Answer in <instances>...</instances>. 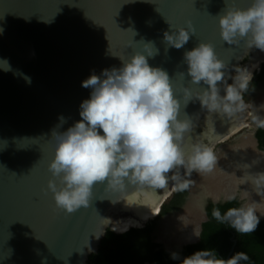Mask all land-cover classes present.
<instances>
[{
	"label": "water",
	"instance_id": "obj_1",
	"mask_svg": "<svg viewBox=\"0 0 264 264\" xmlns=\"http://www.w3.org/2000/svg\"><path fill=\"white\" fill-rule=\"evenodd\" d=\"M232 2L244 8L250 0ZM226 7V0H0V61H7V68L0 66V264H87L107 230L120 234L131 228H144L157 217L116 230L114 221L132 214L122 207L126 196L133 193L141 201L146 195H153L155 203L160 202V210L166 201L161 197L169 193L168 198L176 191L171 179L165 189L127 185L123 193L106 188V182L96 183L88 208L69 214L56 207L47 189L48 180L55 179L48 169L55 146L52 130L65 131L81 119V102L91 92L82 86V81L93 73L100 75L103 69L120 68V58L128 59L133 50L143 52V43L152 42L158 49L157 54L148 57V63L168 73L174 95L181 102V118L186 114L192 121L186 149L192 143L214 148L237 132L233 131L234 126H242L243 115L237 118L238 112L232 117L209 112L196 97L185 106L182 94V85L193 90L207 87L203 82H190L184 61L185 51L199 42L212 44L217 57L226 63L227 84L233 83L237 67H245L251 73L264 63V51L248 48L243 40L239 45L222 40L218 16ZM187 21H191L195 34L183 48L169 46L164 32L187 27ZM219 87L223 95L224 84ZM61 116L65 118L62 124ZM252 140L255 151L264 155L257 139ZM242 148L230 147L227 155L233 161L222 159L220 169L244 173L236 156ZM178 171L182 178L186 176L182 167ZM231 174L232 179L236 178L232 171ZM195 177L201 178L195 201L201 213L208 197L213 202H225L235 196L242 203L244 199V203H249L253 195L264 196L245 193L243 184L238 182L233 193L214 197L210 186L203 184L204 178L209 183L213 180L211 174ZM216 190L221 192L223 188ZM257 215L264 218V213ZM186 225L185 219L178 234L190 227ZM195 229L194 238L178 242L176 249L164 247L174 252L195 243L200 233L199 226ZM232 251L233 247L225 259L230 258Z\"/></svg>",
	"mask_w": 264,
	"mask_h": 264
},
{
	"label": "clouds",
	"instance_id": "obj_2",
	"mask_svg": "<svg viewBox=\"0 0 264 264\" xmlns=\"http://www.w3.org/2000/svg\"><path fill=\"white\" fill-rule=\"evenodd\" d=\"M226 3V9L218 16L222 40L234 45L243 40L248 48L264 51V0H250L244 8L234 6L232 0ZM186 23L187 27L164 32L169 46L183 48L195 34L191 21ZM143 49V52L133 50L126 60L120 58L123 62L120 68L103 69L100 75L93 73L83 80L82 86L90 88L91 92L90 97L81 102V119L65 131L52 130L51 140L55 146L48 169L55 179L48 180L47 189L56 207L69 214L81 207L88 208L96 183L106 182V188L123 193L127 185L165 189L171 179L176 190L183 191L192 181L182 178L178 169L182 167L187 177H191L193 171L210 173L217 165L218 158L211 146L192 143L189 149L185 148L192 121L186 114L181 118V102L174 95L168 73L148 63V57L157 54L158 49L152 42L143 43ZM184 61L190 82L207 85L199 90L182 85L185 106L196 97L209 112H222L228 117L246 108L245 91L254 73L264 64L256 67L252 74L245 67H237L233 83L227 84L226 63L217 57L212 44L199 42L185 51ZM0 66L7 68V61H0ZM221 83L224 84L223 95ZM59 120L61 124L65 122L63 116ZM256 125L254 130L264 128V119H257ZM170 172L174 174L169 177ZM253 182L257 194L264 195V173ZM228 199L234 200L235 196ZM212 216L239 234L252 233L259 224L255 203L228 207L223 213L214 207ZM172 258L178 257L173 255ZM248 260L245 252L221 259L214 251L205 249L184 257L182 264H241Z\"/></svg>",
	"mask_w": 264,
	"mask_h": 264
},
{
	"label": "trees",
	"instance_id": "obj_3",
	"mask_svg": "<svg viewBox=\"0 0 264 264\" xmlns=\"http://www.w3.org/2000/svg\"><path fill=\"white\" fill-rule=\"evenodd\" d=\"M264 75L262 71L250 81L246 93L252 91L255 83ZM258 148L264 150V128H258L255 133ZM173 198L163 204L160 215L173 210L184 202L186 190L176 191ZM235 198L223 203H208L206 207L207 220L202 224L200 238L196 243L184 245L181 251L170 252L152 241L154 221H150L144 228H131L117 234L107 230L96 253L89 256L87 264H182L184 257L198 250H212L218 258L225 259L231 248L232 257L237 252H245L249 260L241 264H264V218H259V224L254 232L239 234L227 223H219L212 216V209L219 208L223 213L228 207L239 206ZM232 238L236 241L233 243ZM173 255L178 258L173 259Z\"/></svg>",
	"mask_w": 264,
	"mask_h": 264
},
{
	"label": "rangeland",
	"instance_id": "obj_4",
	"mask_svg": "<svg viewBox=\"0 0 264 264\" xmlns=\"http://www.w3.org/2000/svg\"><path fill=\"white\" fill-rule=\"evenodd\" d=\"M243 98H244L245 103L250 105L247 110L248 111L247 115L249 114L248 117L246 115V117L244 118V122H242L243 123L242 126H240L237 130H235L237 132L234 135H231L229 138H226L223 141H220L213 148L218 158L216 167L214 168L212 172L209 173L211 174L213 180L211 179L209 183V180L207 178H204L205 182H203L204 185H206L207 183L210 186L209 189L212 190L213 193L217 192L216 189L218 188H223L224 190V187L232 181V178H231L232 174H229L231 173V171H227L226 168L225 170L220 169L222 159L223 160L227 159L228 161H231L233 159L232 156L227 155L228 151H231L230 147L241 145L242 147H244V149H246V147L253 146L252 139L255 138V136L253 135V131H254L253 122L255 121V111L258 109L257 107L258 104L260 102H264L263 101L264 100V77H262L260 81L256 82L255 87L252 89V91L247 93L246 96H243ZM245 136H247V139H248L247 142L245 140L246 138ZM259 167H260V170L263 172L264 170L261 168V163L259 164ZM194 172L195 171H193L192 173ZM196 173L197 172L194 173L195 176L206 174V173H197V174ZM185 178H187V175L185 176ZM196 181H197V184L200 183L198 180ZM233 182H238V181H236V178H235ZM190 188H192L191 185H190ZM173 194L170 197H168L167 200L163 204L168 203L171 197L173 196ZM194 195H196L194 199L198 201L199 195L196 192ZM244 202H246V199H244ZM196 206L199 209V211H201L199 206L198 205ZM185 212L186 211L182 210L180 213L179 212L176 213L175 217L173 216L174 218H171L172 215L170 216L167 215L168 217L164 216L160 218L158 221L160 222L159 225L154 226L153 228L154 229V231L152 232L153 239L157 240L159 243L163 244V246H166L169 249H176L175 245L177 246L178 241H175V237L178 235V232L181 229L180 228L181 221L179 218L184 217V220L185 219L187 220V225H192L193 223H195V220L193 218V215H194L193 212H188V218L185 216Z\"/></svg>",
	"mask_w": 264,
	"mask_h": 264
},
{
	"label": "bare ground",
	"instance_id": "obj_5",
	"mask_svg": "<svg viewBox=\"0 0 264 264\" xmlns=\"http://www.w3.org/2000/svg\"><path fill=\"white\" fill-rule=\"evenodd\" d=\"M254 69V68H253ZM253 71V70H252ZM251 71V73H252ZM250 105L246 104L245 113L244 110L241 112H238V117L240 115H243V119L247 115V110ZM262 114V115H261ZM249 115V114H248ZM247 115V117H248ZM258 116L260 117L261 120L264 119V102H261L259 104V114ZM242 117V116H241ZM258 117V118H259ZM238 120V119H237ZM243 122V121H242ZM237 123V122H236ZM241 126V123L235 124L234 130H237ZM232 131V132H233ZM236 156L238 157V160L242 162V164L239 166V168L243 169L245 172L242 173L238 169H231V171H238V175L236 176V181L239 183L243 184L244 192L249 193L254 192L257 193V189L254 184V178H256L259 174L264 173L260 170L259 164L261 163V168L264 170V158L259 156L253 146L250 148L238 150L236 152ZM231 174V173H229ZM235 173H233L234 175ZM229 176V175H228ZM235 177V176H234ZM234 180V178H233ZM242 181V182H241ZM238 182H230L228 183L223 191H217L214 192L213 194L215 195L214 197H218L221 195H229L233 193L235 190L236 185ZM175 185V184H174ZM169 193H165L161 199L166 200L167 195ZM136 196V195H135ZM155 197L153 195H146L145 198H143L141 201H138L135 197H133V193L126 196L123 203L122 207L129 209V211L132 213L131 215H128L123 218H118L114 221L113 227L118 230L122 231L130 227L131 225H140L141 223L145 222L149 217H152L155 215L156 211L158 210L157 208L159 207V203H155ZM251 202L255 203L256 208H257V213L263 214L264 213V196H261L259 198L257 195L251 198ZM195 227H190L183 234L179 233V239H176L178 242H181L183 240H190L194 238L195 234Z\"/></svg>",
	"mask_w": 264,
	"mask_h": 264
},
{
	"label": "flooded vegetation",
	"instance_id": "obj_6",
	"mask_svg": "<svg viewBox=\"0 0 264 264\" xmlns=\"http://www.w3.org/2000/svg\"><path fill=\"white\" fill-rule=\"evenodd\" d=\"M262 68H263V65L261 66V69L259 70V72H255L254 73V75H253V77H252V79H254V76L256 75V74H259L261 71H262ZM263 77H264V75H263ZM247 95V94H246ZM245 95V96H246ZM246 98V97H245ZM258 113L257 114H259V111H257ZM256 114V115H257ZM256 115H255V121L253 122V124L255 125V127L257 126L256 125V120L257 119H260V117L259 116H257V118H256ZM262 115V114H261ZM259 117V118H258ZM258 129V127L257 128H255V133H256V130ZM257 153V152H256ZM259 156H261V157H263L264 158V155H261V154H259V153H257ZM233 173H235L234 174V176H237L238 175V171L236 170V171H233ZM195 178L196 177H192V178H190V180L192 181V183L190 184L191 185V187L192 188H188V189H186V196H185V198H184V202H182V204L180 205V206H177V207H175V208H173V210H170V211H168V212H166V213H164V214H162V215H160V213L158 214V216L154 219V220H152V221H154V226H157V225H159V223L160 222H158L159 221V219L160 218H162V217H164V216H167V215H172V217L171 218H174L175 217V214L176 213H180L182 210H184V211H186L185 212V216L188 218V212H193V218H194V220H195V223H193L192 225H188V226H190V227H195L196 228V226H199V230H200V233H201V231H202V224L207 220V213H206V207H207V205H208V203H219V202H213L211 199H210V197H208V198H205L204 199V207H203V211H202V213H201V211H199V209L197 208V206H196V203H195V201L197 202V200L196 199H194L195 197H196V195H194L195 194V192L197 193V188H200L201 187V183H198L197 184V181L195 180ZM235 179V178H234ZM198 180V179H197ZM200 180H201V178L198 180L199 182H200ZM233 180V179H232ZM177 191V190H176ZM176 193V192H175ZM192 193V194H191ZM174 196V195H173ZM173 196L171 197V199L173 198ZM170 199V200H171ZM236 199L238 200V202L241 204L242 203V201L241 200H239L237 197H236ZM220 203H223V202H220ZM249 203H252L251 202V200L249 201ZM200 208V207H199ZM161 209H162V207H161ZM201 210V209H200ZM161 212V211H160ZM203 214V215H202ZM174 216V217H173ZM203 216H204V218H203ZM168 217V216H167ZM181 217V216H180ZM180 221H181V223H180V225L181 224H184V217H182V218H180ZM149 223V222H148ZM147 223V224H148ZM184 226V225H183ZM189 227V228H190ZM154 231V230H153ZM185 232V231H184ZM184 232H181V234H183ZM200 233H199V238H200ZM179 234L175 237V241H177L176 239H179ZM199 240V239H198ZM152 241L153 242H155V243H157V244H159L162 248H164V249H166L164 246H163V244H161V243H159L157 240H155V239H153V236H152ZM197 242V241H196ZM195 242V243H196ZM191 244H193V243H191ZM167 250V249H166ZM170 252H172V251H170Z\"/></svg>",
	"mask_w": 264,
	"mask_h": 264
}]
</instances>
